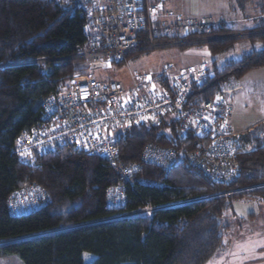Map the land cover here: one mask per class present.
I'll return each mask as SVG.
<instances>
[{
  "label": "trees",
  "instance_id": "16d2710c",
  "mask_svg": "<svg viewBox=\"0 0 264 264\" xmlns=\"http://www.w3.org/2000/svg\"><path fill=\"white\" fill-rule=\"evenodd\" d=\"M80 4L0 0V264L9 258L18 264H86L84 255L92 257L88 264H205L221 247V220L232 202L245 198L264 204L262 124L245 132L232 127L241 133L243 152L238 150L236 158L240 176L230 185L214 184L186 160L169 171L144 165L133 182L121 184L125 203L120 209L108 205L107 192L119 182L106 161L61 149L31 166L13 154L17 136L39 121L44 99L89 73L87 62L73 57L83 44ZM244 33L250 34L244 38L250 50L237 60H213L202 85L189 91L190 98L216 97L247 71L264 67V19ZM239 34L231 26H218L209 33L157 40L180 50L205 45L216 57L229 52L241 40L235 37ZM202 40L208 41L184 44ZM40 59L46 60L43 71L35 64ZM156 83L169 88L166 77ZM177 128L173 120L119 132L115 145L121 163L139 162L147 144L184 153L195 149L197 133L179 143ZM26 184L41 186L51 202L28 215H10L9 194ZM221 191L235 194L213 198Z\"/></svg>",
  "mask_w": 264,
  "mask_h": 264
},
{
  "label": "built area",
  "instance_id": "2783aa9c",
  "mask_svg": "<svg viewBox=\"0 0 264 264\" xmlns=\"http://www.w3.org/2000/svg\"><path fill=\"white\" fill-rule=\"evenodd\" d=\"M160 8L150 0H107L104 4L87 0L83 6V44L75 48L73 57L85 60L90 73L107 72L125 62L128 55L154 48L149 38L209 33L221 26V22L196 23L179 16L166 23L165 19L175 15L171 12L165 15ZM141 36L146 41L141 42ZM45 61H35L41 71ZM169 72L164 70L150 79L136 76L131 78L128 88L94 76L73 81L67 91L61 85L41 103L39 121L17 136L13 154L19 162L29 165L36 162L37 155L61 149L106 161L118 176V186L107 192L108 205L114 209L124 207L121 184L133 182L144 165L169 171L186 160L214 184L230 185L240 176L236 158L242 148L241 133L235 132L230 124V106L220 96L211 99L189 97L192 87L199 88L205 81L206 68ZM162 76L168 78V90L156 83ZM165 116L177 121L179 143L188 140L190 132L197 133L195 149L184 153L182 148L147 144L141 150L139 162L121 163L115 145L117 132L132 126L159 125ZM261 140L264 148V135ZM49 202L51 197L41 186L26 184L9 194L7 209L10 215L24 216Z\"/></svg>",
  "mask_w": 264,
  "mask_h": 264
},
{
  "label": "rangeland",
  "instance_id": "374dc122",
  "mask_svg": "<svg viewBox=\"0 0 264 264\" xmlns=\"http://www.w3.org/2000/svg\"><path fill=\"white\" fill-rule=\"evenodd\" d=\"M86 1L87 0H80V5L83 7ZM92 1L96 4H104L107 2V0ZM150 1L159 5L162 11L164 10L165 15L170 12L175 15L167 19L169 23H171L176 16H179L183 20L194 21L196 23L208 20L216 23L221 22V27L231 26L234 29V25L237 24L236 21L234 22L230 19L222 20L220 17L236 12L242 15L243 13L240 12L239 9L242 7L245 9L249 7V9H251L250 5L254 2V0H249L247 2L246 0ZM252 9V13H255L256 8ZM237 18L240 19L241 17L238 16ZM250 26L251 25H249V27ZM247 29L249 28L238 30L240 34L235 37L241 40L238 41L229 52L216 57L210 54L205 45H194L180 50L174 46L175 43H173V45H171L172 43L163 44V42L157 39L149 38V40H151L150 44L155 45L154 48L141 50V52H136L135 55L128 56L125 62H122L118 67H114L110 71L97 72L95 74L89 72L85 77L94 76L98 80L105 82L116 81L124 88H128L131 78H136V76L142 78L146 76V78L150 79L158 76L164 72V70L171 71L169 73H175L178 70L188 68L203 67L210 69L209 64L213 60H217L218 64H221L225 60H237L243 52L250 50L247 40L244 39L250 35L244 33ZM203 41L206 42L208 40L198 42L192 41L185 45L192 43L196 44ZM71 85L72 82L63 85L64 91L69 90ZM231 85L235 88L233 89L234 92L228 96L227 101L231 108V125L234 130L237 132H245L260 124L264 126V67L247 71ZM229 88L230 85L222 94L217 93L216 96L225 98L224 96L228 94ZM225 91L227 92L225 93ZM164 119L166 120L164 121ZM164 119V123H166V121H173L172 116H166ZM260 135L262 138L264 129L261 131ZM46 153L47 152L37 155L36 162L39 157H42ZM36 162H34V164ZM222 192L223 191L213 195V198L214 196L230 197L235 194L233 191L229 192V194ZM221 222V247L205 264H264L263 203L247 200L245 198L235 200L232 202V209L224 214V218ZM84 260L86 264H88L92 260V257L90 255H84ZM5 263L18 264L15 258L6 259Z\"/></svg>",
  "mask_w": 264,
  "mask_h": 264
},
{
  "label": "crops",
  "instance_id": "0c3cea01",
  "mask_svg": "<svg viewBox=\"0 0 264 264\" xmlns=\"http://www.w3.org/2000/svg\"><path fill=\"white\" fill-rule=\"evenodd\" d=\"M249 1V0H246V2ZM250 8H256L255 10V13H252L253 12V9H249V7H247L246 10L244 7H242L241 9H239L240 12H242L243 14L242 15H239V13H234V14H227V15H224V16H221L220 19L222 18V20H232V21H236L237 24L234 25L235 29L236 30H243V29H246V28H250L252 27V25H254V23L258 20H261V19H264V0H254V2L250 5ZM245 12V14H244ZM240 16L241 18L238 19L237 17ZM236 18V19H234ZM249 25H251L249 27ZM239 29H237V28ZM235 87H232V85L230 86V88L228 89L229 92L227 95H225L224 99L226 100V102L228 103L227 101V98L229 95H231L233 92H234V89ZM227 91H225L226 93ZM229 105V104H228Z\"/></svg>",
  "mask_w": 264,
  "mask_h": 264
}]
</instances>
